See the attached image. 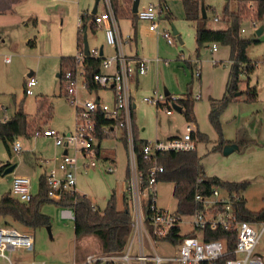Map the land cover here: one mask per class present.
<instances>
[{
  "label": "rangeland",
  "instance_id": "rangeland-1",
  "mask_svg": "<svg viewBox=\"0 0 264 264\" xmlns=\"http://www.w3.org/2000/svg\"><path fill=\"white\" fill-rule=\"evenodd\" d=\"M158 0H139L138 9L143 8L148 3H157ZM172 15L171 20H165L163 24L167 26L172 35L173 43L167 44L161 37H156L155 33L145 31L144 22L138 21L137 26V49L142 52L145 58L159 57L161 62L157 66L149 63L145 74L138 78L137 87L130 85L133 110V134L134 127L137 130V137L153 142L156 138H163L174 133L184 132L189 124L193 131L197 127L203 131L207 141H197L198 153L202 156V165L207 175H215L227 181L246 180L248 184L242 192L246 206L257 211L264 207V113L256 114L260 104L264 101V33L254 35L250 27L249 20L243 24L246 27L245 36L252 40H257L247 48V55L255 63L254 69L248 74L240 75V85L245 88L255 86L257 97L254 101H245L242 96L238 100L231 101L219 115L222 137L224 140L245 138L253 139L254 143L245 149L235 148L232 152L224 154L219 150H211L218 138V133L208 120L210 98H220L224 92L227 74L229 70L228 46L215 43L217 49L211 50L213 43H205L199 50H196L195 42V22L186 20L182 6V0H166ZM206 8V18L204 27L206 29H221L229 25L224 19V6L228 1L229 10H235L236 0H199ZM79 6L83 5L92 9L95 0H78ZM124 6V0L121 3ZM72 14L64 23L66 28L64 34L69 31L75 51L76 34V0L70 3ZM90 6V8H89ZM104 8L103 0H98L97 9ZM217 17L218 20H214ZM119 26L123 37L132 32V22L130 18L119 17ZM172 25L177 30L182 43L177 35L172 32ZM68 28V29H67ZM62 32V31H61ZM89 47H99L103 45L104 52L109 48L105 44V37L102 28L92 30L88 26L84 30ZM83 32V33H84ZM149 33V34H148ZM156 37V38H155ZM54 40L53 36H50ZM19 43L12 45H0V117L11 116L22 104L23 111L29 119H34L41 128H53L59 132H66L73 129L74 108L66 101L60 81L56 73L59 71V61L41 55L39 43L32 47L25 41L19 39ZM134 45V43H133ZM128 50L125 48V52ZM104 53V55H105ZM11 56L8 63L3 61V55ZM69 55V54H67ZM141 55V54H140ZM198 55V56H197ZM58 56V54H57ZM60 58V56H58ZM219 58L221 60H219ZM216 59L218 62L214 63ZM166 63H162L165 62ZM197 61L201 76H192L191 67ZM154 66V67H153ZM32 71L37 84L33 86V94L24 96L23 78ZM81 80V77L79 78ZM191 82L190 90L193 97V112L195 121L187 122L180 111L173 110L170 115L164 113L161 106H156L145 97H155L157 93H163L164 88L168 91L167 102L174 101L187 91V84ZM80 94L86 96L81 90ZM164 94V93H163ZM200 94V98L194 96ZM45 102L44 108L39 111V103ZM49 105L52 108H49ZM47 112H51L46 117ZM45 121V123H43ZM120 132L116 130L109 136H103L99 141V155L95 158L96 165L93 168H84L79 159L80 167L76 171L75 190L86 195L99 208L103 209L111 194L114 195L118 208L123 205L122 196L129 192L128 185L131 177L129 167V179L126 182L125 172L127 165L131 166L130 146L124 148ZM134 137V136H133ZM21 143V151H6L0 140V162H10L15 164L12 172L0 175V196L8 193L11 186L13 174H24L30 178L31 193L35 194L38 189L39 173L44 170L45 165L41 162L31 160L29 152H35L39 158L51 159L55 154L59 155L61 149L54 146L50 137L18 136ZM106 157V158H105ZM156 190V204L158 207L173 211L176 207V200L172 196V184L165 181H157L154 185ZM129 210L133 216L132 202L129 200ZM41 211L50 216L51 222L48 226L30 228L5 218L13 227L19 230L29 231L34 237V246L30 251L18 250L10 254L12 260L21 262H40L42 264H72L75 261L83 260L86 255H99L100 245L98 239L93 235L76 238L73 231V220L61 218L58 207L53 204H44ZM187 218L182 217L180 225L181 232L190 230V225L186 224ZM156 251L161 255H166L159 243L154 244ZM257 250L264 256V236ZM136 247L133 246L131 254H136ZM166 251H173L175 248H166ZM145 252L152 253L148 243L145 241ZM0 264L4 261L0 258ZM99 264H103L100 262ZM131 264H138L131 261ZM160 264H176L174 262H162Z\"/></svg>",
  "mask_w": 264,
  "mask_h": 264
},
{
  "label": "built area",
  "instance_id": "built-area-1",
  "mask_svg": "<svg viewBox=\"0 0 264 264\" xmlns=\"http://www.w3.org/2000/svg\"><path fill=\"white\" fill-rule=\"evenodd\" d=\"M118 4L122 0H117ZM104 8L96 11L90 18L94 27L102 28L105 43L113 49L108 55H103L102 50L97 47H89L87 54L75 43V51L70 55L75 64V69H66L58 76L60 86L66 101L74 108L73 129L67 132H59L53 128H36L32 136L42 135L53 139L54 145L63 148L64 152L55 154L51 159H41L45 165L46 181L49 186L48 196L57 199L64 192L75 190L76 171L80 167L79 159L84 168H93L96 165L95 158L99 154L100 135L109 136L116 130L124 132L126 142L131 150V177L128 185L129 197L133 208V224L125 249L120 254H89L81 263L72 264H131L136 261L138 264H160L162 262H174L176 264H264V256L257 250L264 236V219L257 222L240 220L238 218L234 201L243 199L242 193L229 192L220 187L212 189L211 193L202 196L195 195V201L203 205L202 210H195L192 214L179 215L174 211L160 208L156 204L155 183L157 173L162 168L157 165L156 153L167 150H193L195 139L191 136L193 130L189 124L179 136L166 139H155L147 141L142 148V158L150 164L148 181H142V173L136 166L135 153L133 151V110L134 106L130 94L129 82L135 75L145 74L149 59L143 56L128 55L125 52V45L131 41V36L123 35L120 32L117 18L112 7V0H103ZM253 1H249V6ZM166 0H158L157 3H148L134 13L137 20L146 23V29L163 38L167 44L173 43V35L167 26L163 25L168 13ZM214 20H218L214 17ZM254 35L264 33V18L262 20L248 19ZM77 30L80 27V20L77 23ZM262 26L260 34L256 30ZM247 32L244 24L240 33ZM216 49L213 43L212 50ZM101 51V52H100ZM60 58L67 57L65 52L59 54ZM100 57L102 71L94 75L93 80L98 85L97 89L89 90L84 78V58ZM5 61L10 56L4 57ZM154 62H161L159 57ZM162 63H166L162 62ZM195 75L200 76L197 61L194 62ZM111 69V70H110ZM81 77V80L79 78ZM35 76L27 74L24 80L23 92L25 95L33 94V86L36 84ZM83 91L86 96L80 94ZM107 93L109 96L105 97ZM164 93V92H163ZM157 93L155 97H145L144 100L161 106L163 111L171 113L174 108L165 93ZM195 99L199 95L194 96ZM175 103V102H174ZM104 119L106 122H102ZM11 151H21L20 141L16 138L10 145ZM200 180V179H199ZM151 193V199L147 203V215L143 213V198ZM11 197L27 202L32 197L30 178L24 174H13L11 177ZM61 218L73 220L74 211L72 207H58ZM182 217H186V224L190 230L181 232L185 235L178 245H173L175 254L173 256L161 255L154 247L158 240H163L169 230L174 226L182 224ZM151 230L147 228V224ZM222 230L227 236L234 233L235 239L232 246L228 245V238L206 239V230ZM190 231H196L197 235H186ZM138 240L139 251L131 254L132 241ZM145 241L148 243L152 253L144 250ZM34 246V237L29 231L19 230L0 218V258L5 264H42L26 263L19 260H12L10 254L18 250L30 251Z\"/></svg>",
  "mask_w": 264,
  "mask_h": 264
},
{
  "label": "trees",
  "instance_id": "trees-1",
  "mask_svg": "<svg viewBox=\"0 0 264 264\" xmlns=\"http://www.w3.org/2000/svg\"><path fill=\"white\" fill-rule=\"evenodd\" d=\"M132 1L124 0V8L118 4L117 0H112V7L116 18L130 17L134 21L136 16L132 13ZM249 1H253V5L249 6ZM228 1L224 6V19L229 22L225 28L206 29L204 20L200 12L199 0H182L184 17L186 20L195 22V42L198 51L205 43H219L228 46L229 70L225 83V89L220 98H210L208 120L212 127L218 133V138L211 150L222 151L227 144L235 143L237 148L245 149L252 143L253 139L237 138L233 141H226L222 137L219 115L226 106L233 100H238L240 96L245 101H254L257 97V89L255 86L245 88L240 85V75L251 72L255 63L247 55V48L257 40L247 38L240 33V28L246 19L256 18L262 20L264 18V0H236L235 10H229ZM92 14L82 13L80 15V27L76 32V40L81 48L83 46L82 35L89 24L92 29L94 26L89 23ZM171 20L172 15H165ZM198 56V55H197ZM84 78L89 90L97 89L98 85L94 82L95 74L102 71L100 57H85L84 61ZM187 64L191 67L192 76H194L193 64ZM66 69H75L74 60L71 56L60 58L59 71L60 76ZM192 80L187 84V91L177 98L174 102L181 107L180 112L183 114L187 122L195 121L192 110V93L190 90ZM45 102L39 103V111H41ZM51 109L52 106L49 105ZM51 112H47L49 117ZM102 122L106 120L102 119ZM45 123V121L43 122ZM36 128H41L39 123L34 119H29L23 111L22 104L18 105L16 111L6 120H0V140L2 141L8 154L11 153L10 145L18 136L31 137L32 132ZM137 130L134 127L133 151L135 153L136 166L142 173V181L144 184L148 181V172L150 164L142 158V148L147 142L137 137ZM191 136L197 141H207L205 133L198 128L191 131ZM100 135V139H102ZM124 148L127 147L124 132L120 135ZM208 142V141H207ZM99 155V154H98ZM202 156L197 151L196 143L193 150H167L156 153V162L162 171L157 173V181H165L172 183V196L176 200L175 213L179 215L192 214L195 210H202L203 205L195 201V195L200 194L206 196L211 193L215 187H220L229 192H242L246 189L248 181H227L215 175H207L202 165ZM32 160H36L32 155ZM10 162L0 165V175ZM126 182L129 179V165L125 172ZM200 179V180H199ZM49 186L46 181V173L41 171L38 177V189L32 195L29 201L23 202L10 196L9 193H3L0 196V218H10L25 227L37 228L50 225L51 218L48 214L41 211L44 204H53L57 207H72L74 211L73 231L75 237L81 238L87 235L95 236L100 245V252L103 254H120L124 251L127 244L129 234L132 229L133 218L129 210V192L122 196L123 205L118 208L115 203L114 195L111 194L106 201L103 209L99 208L86 195L77 191L64 192L59 198L54 199L48 196ZM151 193L147 192L142 201L143 213L147 215V203L151 199ZM236 212L240 220L257 222L264 219V207L257 211L250 210L244 199L234 201ZM8 222V221H7ZM9 223V222H8ZM10 224V223H9ZM147 224V228L151 230ZM222 230H206L204 238L221 239L228 238V245L234 243V233L226 235ZM186 235H197L196 231H190ZM180 226H174L169 230L167 236L162 238L169 241L173 245H178L182 237ZM96 262L95 264H99Z\"/></svg>",
  "mask_w": 264,
  "mask_h": 264
},
{
  "label": "crops",
  "instance_id": "crops-1",
  "mask_svg": "<svg viewBox=\"0 0 264 264\" xmlns=\"http://www.w3.org/2000/svg\"><path fill=\"white\" fill-rule=\"evenodd\" d=\"M71 1L73 2L74 0H0V45H2V43L7 44V45L19 43L20 42L19 39L22 38V40L25 41L27 45L32 46V47L36 44V42H38L41 51L45 53L44 55H41V56L51 58V59H55V60H57V62L60 60V58L58 56L62 51L65 52L66 56H70L74 51L73 39H71V35H70L69 31H67L64 34V30L66 28V24L64 23V19L66 21V19L68 17H70V15L72 14V9L70 6ZM76 4H77V6H76V12L75 13L77 14V18H76V32H77V25H78L77 23H78V20H80V15L82 13H90L91 14L92 9L89 12L88 7L83 6V5L79 6L80 3L78 2V0H76ZM122 7L124 8V6H122ZM89 8H90V6H89ZM92 8H93V6H92ZM168 9H169V7H168ZM96 11H99V10L96 9ZM167 14H170V10H168ZM126 18H130V17H126ZM165 18L167 20L166 16H165ZM130 19L132 22V32L130 34H127V35L131 36V41L127 45H125V48L128 50L126 53L128 55L142 56L144 54L142 52H140L136 47L138 21H137V18H135L134 21L132 20V18H130ZM117 22H118V19H117ZM144 24H145V28H144L145 31L150 32L146 29V23L145 22H144ZM118 26H119V22H118ZM89 27H90V25H89ZM95 28L96 27H94V29H92V28L91 29L95 30ZM119 29L121 32L120 26H119ZM121 34H122V32H121ZM50 36H53L54 40H51ZM74 36H75V43H76L77 42L76 34ZM156 37H159V36L156 35ZM133 43H134V45H133ZM100 47H101V50H102L103 55H104L105 52H104L103 45H100L98 48H100ZM212 47H213V45H212ZM212 47H211V50H212ZM216 49H217V46H216ZM107 50H108V52H106L105 55L111 54L113 52V49L111 47L107 48ZM215 50H212V51H215ZM57 54H58V56H57ZM67 54H69V55H67ZM5 56H7V54L3 55V61L8 63L10 60L5 61L4 60ZM154 58H155V56H154ZM154 58L148 57V59L150 60L149 63H151V65L154 64L155 66H157V64H159V63L154 62L153 61ZM10 59H11V56H10ZM219 60H221V59L219 58ZM228 60H229V58H228ZM213 62L217 63L218 61L216 59H214ZM29 72H31L34 75V73L32 71H29ZM29 72L27 74H30ZM142 75L137 74V75L133 76L130 79L129 84L137 87L138 78ZM56 76H59L58 72L56 73ZM200 76H201V74H200ZM24 80H25V78H23V88H24ZM36 84H37V82H36ZM129 88H130V86H129ZM165 90L166 89L164 88V91ZM130 92H131V89H130ZM196 95H199V98H200V94H196ZM24 96H27V95L24 94ZM104 96L108 97L109 95L107 93H105ZM0 109L5 110V108L3 106L2 107L0 106ZM192 110H193V102H192ZM164 113L167 115H170L172 112L171 113L164 112ZM258 113H264V101L261 102L260 108L256 111V114H258ZM193 115H194V112H193ZM9 117L2 116V117H0V120H2V121L6 120ZM194 120H195V116H194ZM191 122H193V121H191ZM196 129H197V127L195 128V130ZM201 132H203V131H201ZM181 134L174 133L171 135H167L163 138H156V139H166V138H170V137H174V136H179ZM233 140H234L233 138L229 139V141H233ZM56 147H58V146H56ZM59 148L62 150L61 152H64L63 148H61V147H59ZM29 153H31L34 158L36 157V160H33V161H35V162L39 161L40 162V160H41V158H39L40 155H38L35 152H29ZM5 163H7V162H5ZM5 163L0 162V165L5 164ZM9 191H10V189H9ZM173 211H175V209H173ZM138 243L139 242L136 239H134L132 241L131 250H132L133 246L135 245V247H136L135 252L136 253L140 249V248H138ZM156 243L160 244V246L164 252L170 253V254H166V255H169V256L174 255L173 251H169V252L166 251L167 247L170 249H171V247H173L168 242H166L164 240H158V241H156ZM154 247H155V245H154ZM131 250H130V252H131ZM144 250H145V243H144ZM155 250H156V247H155ZM83 260H79V261H75V262L81 263ZM28 263H40V262L31 261Z\"/></svg>",
  "mask_w": 264,
  "mask_h": 264
},
{
  "label": "water",
  "instance_id": "water-1",
  "mask_svg": "<svg viewBox=\"0 0 264 264\" xmlns=\"http://www.w3.org/2000/svg\"><path fill=\"white\" fill-rule=\"evenodd\" d=\"M138 2H139V0H133L132 1V6H131L132 7V13H135L136 12L137 6H138ZM97 3H98V0H95L94 5H93V8L91 10V14H93V13L96 12ZM200 12H201L202 17L204 18L205 17V7H204L203 4L200 5ZM171 28H172L173 34H176L179 42L182 43L181 38L177 34V30L175 29V27L172 25ZM261 30H262V26H259V28L256 30V33L257 34H260ZM82 40H83V52H84V54H87V52H88V44H87V39H86V33L85 32L82 35ZM100 50H101V47H100ZM29 73H31V72H29ZM164 93H165V95H168L167 90H165ZM172 107L176 111H180L181 110V107L178 104L174 103V102L172 103ZM235 148H237V145L235 143L227 144V145H225L223 147L222 152L224 154H227L229 152H232ZM64 153H65V151H64ZM14 167H15V164H12L11 163L10 165H8V166H6L4 168V170L2 171V174H7V173L12 172L13 169H14Z\"/></svg>",
  "mask_w": 264,
  "mask_h": 264
}]
</instances>
